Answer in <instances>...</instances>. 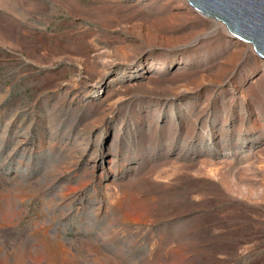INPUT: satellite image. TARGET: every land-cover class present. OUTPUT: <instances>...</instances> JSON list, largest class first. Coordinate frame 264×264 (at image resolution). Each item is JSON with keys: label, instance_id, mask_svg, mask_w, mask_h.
I'll return each mask as SVG.
<instances>
[{"label": "rangeland", "instance_id": "1", "mask_svg": "<svg viewBox=\"0 0 264 264\" xmlns=\"http://www.w3.org/2000/svg\"><path fill=\"white\" fill-rule=\"evenodd\" d=\"M0 264H264V58L188 0H0Z\"/></svg>", "mask_w": 264, "mask_h": 264}, {"label": "water", "instance_id": "2", "mask_svg": "<svg viewBox=\"0 0 264 264\" xmlns=\"http://www.w3.org/2000/svg\"><path fill=\"white\" fill-rule=\"evenodd\" d=\"M206 17L226 25L229 32L254 46L264 58V0H188Z\"/></svg>", "mask_w": 264, "mask_h": 264}]
</instances>
